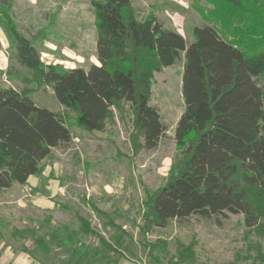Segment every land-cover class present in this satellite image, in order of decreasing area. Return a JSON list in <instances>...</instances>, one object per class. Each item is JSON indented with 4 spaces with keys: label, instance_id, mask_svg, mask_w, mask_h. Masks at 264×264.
<instances>
[{
    "label": "trees",
    "instance_id": "1",
    "mask_svg": "<svg viewBox=\"0 0 264 264\" xmlns=\"http://www.w3.org/2000/svg\"><path fill=\"white\" fill-rule=\"evenodd\" d=\"M202 1L212 8L197 7L204 24L192 27L188 44L152 14L138 19L130 0H89L98 64L64 69L41 61L5 14L9 3L1 0L0 26L28 75L4 74L51 87L72 118L38 106L29 88H0V190L25 186L40 175L51 151L71 141L70 120L81 130L103 132L113 110L126 107L134 152L155 150L167 126L149 103L153 74L183 54L177 154L165 182L144 194V224L163 228L170 220L199 216L220 225L218 217L240 214L247 235L260 240L251 245V264H264V0ZM80 222L105 253L121 255ZM177 258L191 262V247L179 244Z\"/></svg>",
    "mask_w": 264,
    "mask_h": 264
},
{
    "label": "rangeland",
    "instance_id": "2",
    "mask_svg": "<svg viewBox=\"0 0 264 264\" xmlns=\"http://www.w3.org/2000/svg\"><path fill=\"white\" fill-rule=\"evenodd\" d=\"M6 1L5 14L32 41L44 64L64 69L98 64L89 0ZM130 3L138 19L152 14L188 44L192 27L204 24L197 7L204 12L212 8L202 0ZM180 56L153 74L149 103L167 126L155 150L134 152L130 137L135 132L126 107L113 110L103 132L81 130L70 120L71 141L51 151L41 163V174L30 177L25 186L0 190V264H251V245L260 240L247 235L240 214L218 217L220 225L215 218L199 216L170 220L163 228L144 224V194L165 182L177 154L174 130L183 111ZM0 70V88H29L38 106L72 118L51 87H35L4 74L10 70L28 75L16 63L1 26ZM80 219L121 255L105 253L97 240L82 232ZM179 244L191 247V262L177 258Z\"/></svg>",
    "mask_w": 264,
    "mask_h": 264
}]
</instances>
